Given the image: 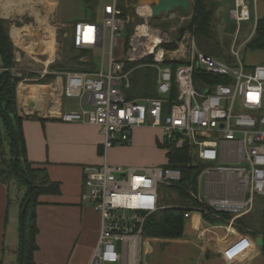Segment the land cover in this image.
Segmentation results:
<instances>
[{"label":"built area","instance_id":"built-area-1","mask_svg":"<svg viewBox=\"0 0 264 264\" xmlns=\"http://www.w3.org/2000/svg\"><path fill=\"white\" fill-rule=\"evenodd\" d=\"M232 1L230 19L238 27L242 22H252L250 35L238 47H232L233 62L198 50L191 30L182 34L174 49L168 48L174 39L171 30L149 25L150 4L147 14L141 13L139 6L134 9L144 22L134 24L124 58L113 56L129 21L117 0H110L100 23L77 21L70 37L64 33L77 49L93 50L104 48L108 30L106 66L101 61L92 71L56 72L58 76L64 75L62 95L77 98L79 104L78 110L62 112L59 118L64 122L98 125L103 135V162L84 168L86 191L81 200L90 202L100 214L99 241L88 264H138L146 217L164 207L159 203V187L174 186L181 179L177 168H124L107 162V150L116 144H130L134 127H157L163 142L187 147L201 163L218 162L214 171L201 169L196 190L187 189L198 206L187 210L185 218L191 210H198L233 231L237 219L252 210L255 196L264 197V63L246 69L240 58V49L254 33L260 18L258 0ZM125 6L132 7L127 1ZM178 17L179 27L189 18ZM141 26L145 28L141 30ZM13 28L19 27L12 26L10 33L15 61L23 63L25 55L37 60L25 53L23 45L40 48L47 38L14 37ZM59 28L52 32L54 43ZM53 57L48 63L43 61L44 66L37 72L40 77L55 73L48 68ZM146 58L151 61L143 65L156 71V95L129 98L126 90L131 87L134 68L126 67ZM11 71L21 76L18 68ZM31 81L34 78H24L19 83ZM216 178L233 180L235 187L219 194L214 190Z\"/></svg>","mask_w":264,"mask_h":264},{"label":"crops","instance_id":"crops-1","mask_svg":"<svg viewBox=\"0 0 264 264\" xmlns=\"http://www.w3.org/2000/svg\"><path fill=\"white\" fill-rule=\"evenodd\" d=\"M57 5L58 0H0V18L9 22V36L12 26H17L25 35H30L33 29L35 36L47 38L40 48L30 47L29 43L23 45L29 55L50 56L45 63L54 55L52 32L55 27L69 26L70 33H66L71 34L72 25L77 21L96 22L94 17L78 19L73 24L58 22ZM144 5L148 3L143 1L139 6ZM176 14L173 11L166 17ZM54 80L42 84L19 83L16 87L18 114L26 116L22 127L27 157L42 163L49 178L59 183V192L42 195L36 206L38 249L34 260L35 264L39 263L38 259H46L47 264H88L99 241L100 214L90 202L81 200V194L86 191L84 168L103 162V135L98 125L64 122L59 118L62 112L78 110L79 104L75 109H66L64 99L67 97L61 93L64 76L56 75ZM159 143H163L159 128L134 127L130 131V144L113 145L106 152V160L111 165H129L136 169L164 166L167 149L160 148ZM161 151L164 156L159 158ZM255 199L252 210L237 219L233 231L226 229L225 223L210 222L201 211L191 210L184 219L182 236H142V243L143 238L146 239L145 264H264L261 249L264 202L258 205ZM20 200L9 207V185L0 182V264H4L8 234L12 243L17 242L18 264ZM178 206L179 203L169 207ZM10 213H13L11 225ZM68 240L71 242H66Z\"/></svg>","mask_w":264,"mask_h":264},{"label":"trees","instance_id":"trees-1","mask_svg":"<svg viewBox=\"0 0 264 264\" xmlns=\"http://www.w3.org/2000/svg\"><path fill=\"white\" fill-rule=\"evenodd\" d=\"M90 5L93 0H82ZM123 13L126 15L124 7ZM178 15L189 16L183 25L178 27L173 41L167 46L174 49L176 42L186 30H191L195 42L201 39L211 38V31L215 20L214 8L208 0H189L187 10L174 9ZM138 17V16H137ZM139 18V17H138ZM141 19V18H140ZM154 18V20H157ZM156 23V22H155ZM158 26L167 27V23H156ZM134 26V25H133ZM9 22L0 18V182L9 185L11 181L23 189L24 194L20 200L19 224V258L18 264H35L34 252L38 249L36 236L38 226L36 222V206L40 204V197L45 194H57L59 183L52 181L42 163L30 161L27 157L26 142L23 133L22 121L26 116H21L17 111L16 87L24 78H34L33 83H47L56 77L55 73L45 74L32 71L30 66L19 63L14 59V45L8 34ZM127 31L131 35L133 27ZM70 51L79 50L77 55L68 57L60 63H52L48 66L51 72L81 71L95 69V64L87 59L80 60V56L90 51L89 49H77L72 40L67 39ZM251 51L264 50V16L259 18L256 28L249 40L243 45ZM222 57V54L218 55ZM220 59V58H219ZM146 61H151L147 59ZM231 61V60H230ZM142 61L128 64L126 68H134L131 73L132 95L129 98L151 97L156 95V71L150 67H141ZM171 66L176 64L171 63ZM4 68H7L5 70ZM18 68L21 76H15L11 69ZM28 82V83H31ZM153 92H155L153 94ZM160 148L167 149V161L165 167L177 168L181 172V179L176 185L169 186L170 190L178 192L182 202L178 207H169L173 203L166 201L164 197L165 185L159 187V203L164 206L151 212L145 220L142 231L145 237L176 238L184 231V213L189 207H197L198 203L188 194L187 189L196 190L198 177L203 167L199 160H195L187 147L177 148L169 141L159 143ZM14 156H17L14 160ZM210 222L216 219L203 215ZM226 216V215H225ZM242 223V220L239 219ZM262 253L264 254V230L262 231Z\"/></svg>","mask_w":264,"mask_h":264},{"label":"rangeland","instance_id":"rangeland-1","mask_svg":"<svg viewBox=\"0 0 264 264\" xmlns=\"http://www.w3.org/2000/svg\"><path fill=\"white\" fill-rule=\"evenodd\" d=\"M94 2H91L90 5H87L82 2V0H58L57 5V20L61 23L66 24H73L78 19H85L88 17H94L95 21L100 23L104 13L107 12L110 4V0H93ZM125 1L129 5H132L130 8L129 6H125ZM147 2L148 4L152 5L155 0H117V3L120 7H124L126 10V14L129 17V21L127 23V26L125 30L121 33L120 37L118 38V44L113 49V56L115 58H124L126 55V50L128 49V40L130 36H128L127 39V31L128 29H131L134 24L144 22V19L138 18L135 13V8L139 6L141 2ZM209 5H212L214 8V15L215 20L211 31V38L208 39H201L199 42L196 40V46L198 50L201 52H204L206 54H209L215 58H220L224 61H234V57L231 54L232 47H238L249 35L251 28H252V22H242L240 26L233 22L228 14V11L231 7H233V1L232 0H208ZM257 11L258 16L261 18L264 16V0H258L257 1ZM168 14L163 13L161 14L157 20H154L156 23H167V27L158 26L155 22L149 21V25L161 27L165 30H171L172 36L174 38L175 32L178 29L179 24V17L177 14L172 17H166ZM60 28L57 30V35L55 39V50H54V61L52 63H60L65 61L68 57L77 55L79 50L70 51L67 44V39H69L67 36L64 35L65 32L70 33V27L69 26H59ZM70 35V34H68ZM108 47H109V40H108V30H106V40L104 44V48L99 47L93 50H90L86 53H84L82 56H80V60L85 61L87 59H90V61L94 64L100 65L101 61H103L104 65L108 63ZM103 52H105V55H103ZM240 52L244 55L242 58V62L245 65L246 69H251L257 64L264 63V50H255L251 51L249 49H245L242 47L240 49ZM222 54V57H219L218 55ZM37 60H34L33 58L26 56L23 59V64L26 66H30L31 68H34L35 70L41 69L45 63V60H47L49 57L48 55H42V56H35L33 55ZM149 58H146L144 61H142L141 67L145 68L148 66L143 65V63L149 62L146 61ZM49 65V64H48ZM152 68V67H150ZM154 71L155 69L152 68ZM56 74V72H55ZM64 76V75H62ZM53 81H55L53 79ZM29 84H39V83H29ZM42 84V83H40ZM155 91V90H154ZM126 92L129 95H132L133 92L131 87L126 90ZM155 92H153L154 94ZM78 104L77 98H70L67 97L64 99V106L66 109H75ZM162 138V137H161ZM164 153L161 151L158 153L159 158L164 156ZM203 169L210 168L212 171L215 170L216 165H218V162H203ZM124 168H128L129 165H122ZM217 177V176H216ZM212 178V177H211ZM218 181V178H216ZM205 177L204 175L200 178V183L203 187L204 185ZM233 186V180H226V179H219L218 183L216 182V187H214V190H216L219 194H225L226 190H230L231 188H234ZM209 188V185H208ZM24 194L23 189L17 187L13 181L9 184V207H13L16 205V201H18ZM164 197L166 201L173 204H178L182 202V197L178 194L176 191L170 190L168 188V185H165L164 188ZM256 203L260 205V203L264 202L263 196H255ZM13 213H10L9 217V225H11ZM18 228V223L16 225ZM9 238V239H8ZM8 238H6V247L4 252V264H17V242L12 243L11 242V234H8ZM71 242V241H66ZM70 244V243H69ZM73 249V245L70 248V253ZM145 249H146V239L143 238L142 243V250H141V264H145ZM38 264H47L46 259H38ZM62 264V263H57Z\"/></svg>","mask_w":264,"mask_h":264},{"label":"water","instance_id":"water-1","mask_svg":"<svg viewBox=\"0 0 264 264\" xmlns=\"http://www.w3.org/2000/svg\"><path fill=\"white\" fill-rule=\"evenodd\" d=\"M189 5V0H155L150 7V16L148 21H152L154 18L159 17L161 14H169L173 12L174 9L181 8L187 10ZM240 58H243V54H240ZM17 156H14L16 160ZM23 213V209L21 214Z\"/></svg>","mask_w":264,"mask_h":264},{"label":"bare ground","instance_id":"bare-ground-1","mask_svg":"<svg viewBox=\"0 0 264 264\" xmlns=\"http://www.w3.org/2000/svg\"><path fill=\"white\" fill-rule=\"evenodd\" d=\"M140 5V4H139ZM139 11L141 12V13H143V14H147V12L149 11V8H148V6H139ZM145 28V26H141L140 27V29L141 30H143ZM25 29V28H24ZM18 30V31H17ZM20 30H22V29H20ZM17 31V32H16ZM34 31H32L31 32V34L30 35H35V33H33ZM21 35H25L23 32H19V28H13V31H12V36H14V37H17V36H21ZM49 40H50V38H49ZM17 41V40H16ZM49 42H51V41H48L47 43H49ZM47 43H46V45H47ZM24 51H25V49H24ZM25 53H27L26 51H25ZM29 55V54H28Z\"/></svg>","mask_w":264,"mask_h":264}]
</instances>
